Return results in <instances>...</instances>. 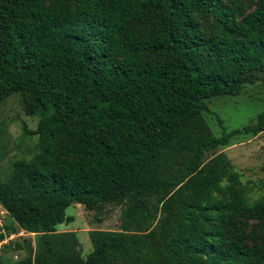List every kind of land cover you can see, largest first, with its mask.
Segmentation results:
<instances>
[{
	"label": "trees",
	"instance_id": "obj_1",
	"mask_svg": "<svg viewBox=\"0 0 264 264\" xmlns=\"http://www.w3.org/2000/svg\"><path fill=\"white\" fill-rule=\"evenodd\" d=\"M264 84V0H0V103L37 117V153L0 179L7 235L39 248L0 264H264V196L207 152V100ZM124 205L120 230L75 232L87 211ZM8 219L11 223H8ZM1 229V227H0ZM3 249L10 250V243Z\"/></svg>",
	"mask_w": 264,
	"mask_h": 264
},
{
	"label": "rangeland",
	"instance_id": "obj_2",
	"mask_svg": "<svg viewBox=\"0 0 264 264\" xmlns=\"http://www.w3.org/2000/svg\"><path fill=\"white\" fill-rule=\"evenodd\" d=\"M210 113L205 120L215 136L221 135L215 117L224 124L225 132L241 129L255 122L257 115L264 110V84L247 86L237 97H214L206 101ZM38 118L26 114L24 103L19 96L13 95L0 103V179L6 180L11 175L12 163L19 159L29 160L38 151L37 136L24 132L34 131ZM222 153L233 165L242 185L250 188L251 199L264 196V132L257 136L238 135L231 139L229 146L207 152L206 159ZM124 205L109 204L94 211H87L81 205H74L66 213L74 217L68 224L58 226V232H75L83 256L92 251L89 239L90 230L118 231L124 222ZM0 234L7 235L4 225L6 214H1ZM7 217V216H6ZM8 223L11 221L8 219ZM10 243V250L3 249ZM39 248L38 235L26 234L21 230L0 240V255L15 262L26 254L34 255ZM5 250V251H4Z\"/></svg>",
	"mask_w": 264,
	"mask_h": 264
},
{
	"label": "built area",
	"instance_id": "obj_3",
	"mask_svg": "<svg viewBox=\"0 0 264 264\" xmlns=\"http://www.w3.org/2000/svg\"><path fill=\"white\" fill-rule=\"evenodd\" d=\"M1 210H2V211H1V214L4 215V214H5V211H4L2 208H1ZM0 223H1V222H0ZM0 227H2V226L0 225Z\"/></svg>",
	"mask_w": 264,
	"mask_h": 264
}]
</instances>
